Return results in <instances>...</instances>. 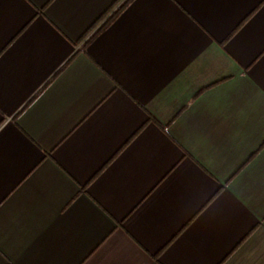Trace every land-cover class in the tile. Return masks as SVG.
<instances>
[{
    "label": "crops",
    "instance_id": "crops-1",
    "mask_svg": "<svg viewBox=\"0 0 264 264\" xmlns=\"http://www.w3.org/2000/svg\"><path fill=\"white\" fill-rule=\"evenodd\" d=\"M0 264H264V0H0Z\"/></svg>",
    "mask_w": 264,
    "mask_h": 264
},
{
    "label": "trees",
    "instance_id": "trees-1",
    "mask_svg": "<svg viewBox=\"0 0 264 264\" xmlns=\"http://www.w3.org/2000/svg\"><path fill=\"white\" fill-rule=\"evenodd\" d=\"M114 15H112L109 19L111 20L113 18ZM109 19L107 20V22L109 21Z\"/></svg>",
    "mask_w": 264,
    "mask_h": 264
}]
</instances>
